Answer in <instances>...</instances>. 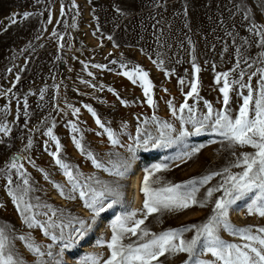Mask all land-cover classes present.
<instances>
[{"label":"rangeland","instance_id":"rangeland-1","mask_svg":"<svg viewBox=\"0 0 264 264\" xmlns=\"http://www.w3.org/2000/svg\"><path fill=\"white\" fill-rule=\"evenodd\" d=\"M25 12L33 15L25 19ZM14 15L17 22L11 23L10 18ZM246 15L250 19H245ZM49 19L51 23H48ZM253 22L264 26V0H0V93H4L0 94V122L10 129L7 135L0 133V170L6 169L5 163L11 156L21 157L23 171L28 174L33 188L30 193L33 202L39 198L41 203L62 210L66 217L63 223L68 224L67 218L88 221L92 215L78 195L73 200L64 199L50 182L67 186L62 170L48 154V151H55V144L43 134L53 121L56 124L53 134L61 142L62 157L74 169L78 167L85 177L94 176L107 183L114 180L113 176L96 169L81 155L73 143L70 123H76L82 130L85 149L91 150L106 166L121 162L129 165L127 176L120 180L123 202L101 213L91 231L71 250L61 253L59 243L53 244L41 230H29L23 224L8 195L7 177L2 172L0 225L14 229L17 235L31 234L37 243L45 246V251L46 246L52 244L53 257L43 258L50 264H55L56 259L66 264H80L88 255L107 259L109 250L98 247L97 243L101 239H111L110 225L116 215L122 214L125 208H142L144 197L140 188L146 169L156 163H167L168 170L156 175L163 182L180 184L220 171L233 164L242 152H252L250 147L236 148V156H233L226 145L212 142L218 137L207 134L176 140L168 147L149 151L139 149L134 157L128 148L134 146V140L141 132L158 135L153 116L171 123L177 130L173 136L178 135L181 122L172 115L167 101H172L178 109L185 102L190 83L197 78L202 99L198 103L194 99L187 102L190 105L195 103L199 117L207 112L204 101L211 103L214 109H221L219 88L222 83L216 84L215 76L233 69L241 55L250 58L252 63L251 68L241 63L240 67L246 73L264 67L259 62V53L264 51L258 43L260 38L249 31ZM53 32L64 39L58 40ZM60 44H64V48H60ZM154 60L157 63H153ZM161 60L162 65L159 64ZM193 61L200 67L199 73H195ZM122 63L127 64V68H122ZM94 64L103 67H92ZM137 65L149 73L153 82L155 108L146 103L139 81L133 84L122 75ZM239 70L232 73L230 79H238ZM89 72L93 75L89 76ZM180 80L185 81L183 86ZM244 80L248 82L247 75ZM257 80L258 77L252 78L254 88ZM45 88L47 91L41 100L40 92ZM243 91L246 95L247 90ZM230 97V107L235 115L242 99L235 91L230 93ZM25 99L27 116L24 115ZM121 100L127 101L128 106ZM84 105L91 106L102 122L117 134L120 145L112 146L106 134L97 135L102 129ZM71 108L80 109L78 116L72 114ZM184 115L187 117V111ZM184 127L192 129L190 124ZM80 135L76 134L77 138ZM29 139L33 146L25 151ZM46 147L48 151H45ZM195 148H199V152L187 158L186 153ZM181 156L184 159H180ZM40 169L49 174V180H45ZM240 171L242 169L232 168L233 173ZM11 174L15 188L22 180L15 170ZM133 176L138 177L137 203L128 182ZM221 180L222 177L217 176L201 187L198 199H202L207 189L215 187ZM221 195L215 193L212 200ZM247 203L244 199L234 205L230 211L231 223L238 228L264 227V218L247 215L244 210ZM212 207L213 203H209L204 208L190 207L159 216L154 214L145 223L153 233L199 225L210 216ZM54 231L59 234V229ZM72 232V225L64 228L65 235ZM193 234L186 233L185 239H191ZM220 235L227 242L242 243L227 232L221 231ZM15 247L26 264H35V257L23 243L16 240ZM202 258L212 259L211 256ZM160 260L163 264H184L187 255L165 256Z\"/></svg>","mask_w":264,"mask_h":264},{"label":"snow or ice","instance_id":"snow-or-ice-1","mask_svg":"<svg viewBox=\"0 0 264 264\" xmlns=\"http://www.w3.org/2000/svg\"><path fill=\"white\" fill-rule=\"evenodd\" d=\"M73 7H76V5L73 4ZM31 15L33 14L23 13L25 19ZM245 19H250V17L246 15ZM10 22H17L15 15L10 18ZM51 22L49 19L48 23ZM249 31L259 36V46L264 48V26H258L253 22ZM53 35L58 40L64 39L56 32H53ZM59 46L64 48V44ZM249 60L250 58L241 55L233 69L218 73L215 76L216 84L222 83L219 88L222 93L221 109H214L211 103L204 101L207 112L197 117L195 103L190 105L187 102L189 99H194L198 103L202 99L199 93V79L197 78L190 83V91L185 95V102L178 109L172 101H167L172 115L181 122L178 135L173 136V133L177 130L171 123L160 121L153 116L152 121L157 127L158 135L141 132L140 136L135 138L134 146H129L128 150L134 157L139 149L149 151L150 149L168 147L176 140H183L192 135L207 134L218 137V140L214 139L212 142L226 145L227 149L232 150L231 154L233 156H236V148L250 147L253 151L242 152L229 167L180 184L163 182L156 175L168 170L169 165L167 163L153 164L145 170L141 184L140 191L144 197L142 208L139 210L125 208L122 214L115 216L110 225L112 230L111 239H101L97 243L98 247H106L109 250V257L103 259L100 256L88 255L80 264H101V262L102 264H163L160 257H174L180 254L187 255L184 264H264V227L247 226L238 228L230 221V211L233 210L234 205L244 199L248 201L244 208L247 215H258L260 218H264V67L246 73L240 65L244 63L251 68L252 63ZM259 62L264 64V51L259 53ZM113 63L116 62L113 61ZM153 63H157V61L154 60ZM159 64L162 65L163 61L161 60ZM84 67L87 68L88 66L85 65ZM92 67L102 68L103 66L94 64ZM121 67L127 68V64L122 63ZM193 69L195 73L201 71L195 61H193ZM237 69H240L238 79H230L232 73L236 72ZM88 75L92 76L93 73L89 72ZM122 75L131 80L133 84L139 81L146 103L149 107H156L153 98L154 85L149 79L147 71L137 65L131 70L124 71ZM245 75L248 76V82L244 80ZM253 77H258L255 88L251 83ZM19 79L20 77L17 76L16 80L19 81ZM81 82L86 83L85 81ZM180 84L183 86L185 81L180 80ZM91 86L94 87V85ZM13 87H15V84ZM245 89L247 90L246 95L243 91ZM46 91L47 88L41 90V100L44 99ZM109 91L113 90L109 89ZM234 91L242 99V104L235 115H233L230 107V93ZM121 103L128 106L127 101L121 100ZM84 107L95 119L97 126L102 129V132L97 133V135L106 134L112 146L120 145L121 141L117 134L102 122L96 111L89 105H84ZM71 111L74 116H78L80 109L71 108ZM186 111L187 117L184 115ZM24 115H28L26 99ZM186 124H190L192 129L185 128L184 125ZM55 127L56 124L53 121L51 126L43 133L55 144V151H48L47 147L45 151H48L55 164L62 170L67 186L54 181L50 182L53 183L58 194L64 199L73 200L78 195L79 199L83 201L84 207L90 210L91 220L86 221L70 217L67 218L68 224H64L63 220L66 217L62 210L56 209L47 203H41L39 198L33 202L30 196L33 191L30 178L23 171L24 166L18 163L21 157H13L6 165V169L0 170V172L7 177L8 195L11 197L23 224L29 230H41L42 234L49 238L53 244L59 243L61 245L60 252L63 253L71 250L91 231L95 219L101 213L123 202L120 180L127 176L129 165L127 162H121L119 164L112 163L111 167L106 166L91 150L85 149L82 144V130L76 123H70L73 143L81 155L90 160L96 169L103 170L113 176L114 180L107 183L94 176L85 177L78 167L74 169L62 157L61 142L53 134ZM123 127L126 128L127 125H123ZM137 131L140 132V129L138 128ZM9 132L8 125L0 122V133L7 135ZM78 133H81L79 138L76 136ZM32 146V140L29 139L25 151L31 149ZM199 150V148H195L192 152L186 153L187 158L190 159ZM180 159H184V156H181ZM29 162L33 164V167L36 166L31 160ZM232 168H240L242 171L233 173ZM12 170H15V173L22 180V183L17 184L15 188L13 187ZM40 171L43 173L45 180H49V174L44 172L43 169H40ZM217 176L222 177L221 182L215 187H209L204 197L198 199L201 187L207 185ZM218 192L222 195L213 201L214 194ZM209 203H213L211 214L206 221L201 222L199 225H186L179 229H168L161 233H153L146 226V220L154 214L159 216L164 213L184 211L190 207L204 208ZM42 217H48V219H41ZM57 221H60V223H57ZM70 225L73 226V232L65 235L64 228ZM54 229H59V234ZM221 231L240 239L242 243L236 244L225 241L220 235ZM188 232L194 233L191 239H185V234ZM132 237L136 239L133 240ZM16 240L23 243L25 248L35 257V264H50L43 258L45 256L53 257L52 244L47 245V251H45V246L37 243L31 234L17 235L14 229H8L3 225H0V264H26L24 257L16 250ZM125 241L129 242L125 243ZM207 256H211L212 259L202 258ZM55 264H66V262L56 259Z\"/></svg>","mask_w":264,"mask_h":264},{"label":"bare ground","instance_id":"bare-ground-1","mask_svg":"<svg viewBox=\"0 0 264 264\" xmlns=\"http://www.w3.org/2000/svg\"><path fill=\"white\" fill-rule=\"evenodd\" d=\"M137 165V164H136ZM128 182H130V186L131 189L134 191V200L137 203L138 202V177L137 176H133L131 179L128 180ZM65 258H67L66 256H64Z\"/></svg>","mask_w":264,"mask_h":264},{"label":"water","instance_id":"water-1","mask_svg":"<svg viewBox=\"0 0 264 264\" xmlns=\"http://www.w3.org/2000/svg\"><path fill=\"white\" fill-rule=\"evenodd\" d=\"M13 157H19V156H11L10 157V159L5 163L6 165L11 161V159L13 158ZM21 162H22V160H21V158L18 160V163H20L21 164Z\"/></svg>","mask_w":264,"mask_h":264}]
</instances>
